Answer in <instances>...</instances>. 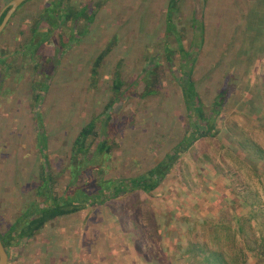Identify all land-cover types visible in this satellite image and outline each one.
Instances as JSON below:
<instances>
[{"label": "rangeland", "instance_id": "1", "mask_svg": "<svg viewBox=\"0 0 264 264\" xmlns=\"http://www.w3.org/2000/svg\"><path fill=\"white\" fill-rule=\"evenodd\" d=\"M10 1L0 0V14L7 11ZM84 1L72 3L80 6ZM61 2L25 1L0 35V51L6 52L0 61V133L3 125L8 139L3 146L0 138V152L4 150L0 158L5 161L0 170L4 228L39 199L36 189L45 177V155L56 174V194L67 191L73 179L69 171L73 141L98 115H103L97 121L98 129L108 115H115L111 123L118 116L126 122L107 164L101 166L105 181L152 168L180 141L189 125L181 88L167 68L164 53L167 37L175 53L174 68H181L176 37L165 25L169 0H107L82 43L66 35L52 37L35 51L54 62V69L49 60L45 66L51 75L41 91L34 63L25 59L21 49L32 36L33 22L44 16L50 23L62 9ZM181 3L173 28L187 30V47L193 38L190 21L201 3ZM205 4L206 42L195 79L202 102L211 103L225 92V111L215 122L222 134L197 141L154 192L136 191L102 206L86 205L48 223L29 243L11 248L8 264H208L202 254L191 260L187 249L179 248L188 243L219 248L212 223L230 224L237 231L235 242L226 230L220 232V249L229 259H236L234 264L246 260L247 264H264V0H206ZM112 42H116L113 51L97 77H92L94 59ZM154 53L160 54V68L167 71L161 92L142 98L143 82L131 94L130 84L144 77L141 69L147 72L145 65L154 64ZM6 65L11 66L8 74ZM117 72L125 81L124 90L130 91L104 114ZM39 93L43 99L37 102ZM42 123L47 135L44 141L39 136ZM111 128L115 133L116 128ZM91 167L81 173L90 170L98 182L100 175ZM238 224L244 225L245 233L236 229ZM242 249L247 257L240 254Z\"/></svg>", "mask_w": 264, "mask_h": 264}, {"label": "trees", "instance_id": "2", "mask_svg": "<svg viewBox=\"0 0 264 264\" xmlns=\"http://www.w3.org/2000/svg\"><path fill=\"white\" fill-rule=\"evenodd\" d=\"M73 0H62L61 6L62 9H59L55 12V17L49 19L48 23L44 16L37 21L33 22V26L30 27L32 31L31 38L23 44V50L21 49L22 55L25 59H30L33 66V72L37 73L38 79L36 81L40 84V90L44 91L46 89V82L50 79L51 70L46 69V64L53 65L51 63V58H44L41 55L36 54V50L39 49L44 44H47L52 37L58 35H66L68 39L74 40L82 43L83 35L87 32H91L93 25L95 24L98 14L101 10V6L106 3L107 0H85L81 5H74ZM182 0H169V5L167 11L164 14L166 21V29L176 37V42L178 44V50L180 51L181 68L187 67L188 69L182 72H178L181 68H174L175 62V53L172 49V45L168 43V38L163 39L167 42V46L164 47V53L166 54V63L167 68L169 69L173 79L179 84L182 92V98L186 108V115L189 120V125L186 129V132L180 139V141L171 149L169 153H166L165 156L160 159L152 168L146 170L145 172L131 177H123L118 180H106L103 179L104 167H101L104 164H107L110 156L112 155L113 142L116 139L117 135L123 131L126 127V122L122 117H117V121L111 123V118L114 115H108V117L102 122L100 129H98V120L103 115H98V117L93 118L85 126H83L78 135L73 141V155L72 160H70L69 171L73 176L72 182L67 186V191L64 192L62 196L56 194V182L54 174L51 171L50 159L48 155H45V166H44V178L41 183L37 186L36 192L37 197L34 203L28 206L22 215H19L14 223L9 225L7 228L1 227V224L5 222L2 221L0 217V236L5 245L6 250L10 253L11 248L18 247L23 241L28 243L35 237V235L45 226L53 221L60 219L61 217L73 215L81 211L85 206H102L108 203L111 200L122 198L127 194L144 191L146 193L154 192L161 183L167 178L170 171L173 169L174 165L181 158L182 154L187 153L197 141H200L205 138H215L222 134V128H217L215 125L216 120L219 118L220 114L225 111L227 104V98L225 92L223 91L220 96L215 97L211 103L202 102L203 98L197 86V80L195 79V71L197 66V61L199 60L200 54L203 52L202 49L206 42V22L204 20L205 13V1L206 0H196V2L201 3L199 10L194 9L191 23V28L193 31V38L191 39L190 44L186 47L184 43V38L187 36L186 29L173 28L175 26V16L181 11ZM75 3V2H74ZM62 11V15H61ZM17 12V11H16ZM16 12L13 14L8 24L14 20L16 17ZM6 11L1 17L3 20ZM68 28L67 32L65 28ZM87 31V32H86ZM116 42L108 43L102 50H100L97 57L92 63V77H97L99 73V68L104 63V60L108 54L113 51V46ZM171 46H170V45ZM60 44L56 47L59 51ZM71 49V48H70ZM198 51V57L196 58L195 54ZM6 52L3 51L1 57H3ZM160 54L154 53V60L152 65H145L149 69L145 72L144 69H141L140 73H143L144 77H140L137 83L130 84L129 88L131 94H135L138 86L145 82L146 85L143 88L145 90L143 94H140L143 97L150 95H157L161 92L160 83L162 77L167 74L166 69H161V59ZM49 60V61H48ZM148 61V59L146 60ZM5 70L6 74L9 72ZM144 66V67H145ZM53 67V66H52ZM192 67V68H190ZM50 69V68H49ZM54 69V67L52 68ZM1 74V73H0ZM115 75V80L113 83L114 92L108 104L105 106V113L109 112L114 104L123 99L125 95H128V90H124L125 81L121 73L117 72ZM173 74L178 75L175 77ZM45 75L47 77L44 80H40L39 77ZM142 75V76H143ZM1 80V79H0ZM119 96H121L119 98ZM221 98L219 100L218 98ZM35 98L37 102L43 99L42 93L36 94ZM115 116V115H114ZM42 121V117L38 119V122ZM124 121L123 125H119L120 122ZM223 121V120H222ZM224 123V121H223ZM39 128V136L43 139H47L46 129L42 124ZM38 127V126H37ZM111 127L116 128L115 133H111ZM95 150L93 149L94 144L96 143ZM116 142V141H115ZM47 149V148H46ZM78 155L80 159L78 158ZM108 156V157H107ZM91 167L95 174L100 175L98 182H96V176L88 172L83 171L85 168ZM96 178V179H95ZM83 179L85 181L83 182ZM114 181V182H111ZM74 189L71 194L70 190ZM94 189V190H93ZM42 198V200H41ZM241 218L237 219L239 222ZM224 223H212L211 225L215 228L213 231L216 245L218 247L210 248L206 244H193L188 243L186 246L182 244L183 247L179 248L184 251L187 249L188 257L191 260H196L200 254L206 257L208 264H234L236 262L235 258L229 259L226 252L222 248V238L220 232H227V236L233 239V242L236 241L237 231L234 230L232 225H223ZM243 224H238V227L242 230V233H245ZM185 247V248H184ZM250 250V249H249ZM244 257H247L245 249H242L240 252ZM247 261V260H246ZM246 261L244 262L245 264ZM16 262L18 258H16Z\"/></svg>", "mask_w": 264, "mask_h": 264}, {"label": "water", "instance_id": "3", "mask_svg": "<svg viewBox=\"0 0 264 264\" xmlns=\"http://www.w3.org/2000/svg\"><path fill=\"white\" fill-rule=\"evenodd\" d=\"M25 1L27 0H11L10 1L3 20H1V17H0V35L4 31L6 25L8 24L13 14L17 11L20 5H22ZM8 263H9V253L6 250L5 245L0 236V264H8Z\"/></svg>", "mask_w": 264, "mask_h": 264}, {"label": "crops", "instance_id": "4", "mask_svg": "<svg viewBox=\"0 0 264 264\" xmlns=\"http://www.w3.org/2000/svg\"><path fill=\"white\" fill-rule=\"evenodd\" d=\"M4 11V10H3ZM1 15V14H0ZM2 117L4 118L5 116H3L2 115ZM1 117V121H2V123H4V120H3V118ZM3 128H5L3 125H2V128H1V133H0V138H1V140H2V145L5 143V142H7V137H6V130L5 129H3ZM4 130H5V134H4ZM4 146V145H3ZM1 154V156H3L4 155V150H3V148L1 149V152H0ZM1 161H3L4 163H2ZM0 162L2 163V166L0 167V170L2 169V168H4V164H5V161H4V159H2V158H0Z\"/></svg>", "mask_w": 264, "mask_h": 264}, {"label": "flooded vegetation", "instance_id": "5", "mask_svg": "<svg viewBox=\"0 0 264 264\" xmlns=\"http://www.w3.org/2000/svg\"><path fill=\"white\" fill-rule=\"evenodd\" d=\"M2 52L3 51H0V54H2ZM0 61L2 62L3 61V57H1V55H0ZM3 83V80H0V84H2ZM2 100V99H1ZM0 108H1V104H0Z\"/></svg>", "mask_w": 264, "mask_h": 264}]
</instances>
